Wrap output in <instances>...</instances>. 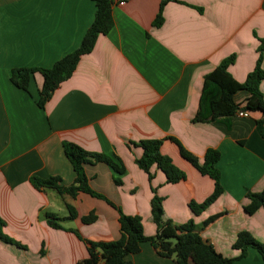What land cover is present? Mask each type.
Segmentation results:
<instances>
[{
	"label": "crops",
	"instance_id": "obj_1",
	"mask_svg": "<svg viewBox=\"0 0 264 264\" xmlns=\"http://www.w3.org/2000/svg\"><path fill=\"white\" fill-rule=\"evenodd\" d=\"M161 1L114 4L112 29L98 37L72 76L40 107L42 75L22 74L14 83L12 69L48 68L75 50L94 20L95 2L0 0V217L3 232L24 246L0 239V264H78L88 257L89 246L69 229L95 241L120 237L119 212L104 199L79 192L76 197L61 195V203L51 192L55 189L32 184V176H60L66 186L74 182L76 172L64 141L123 163V174L106 163L87 164L89 183L126 214L140 215L146 235L159 232L174 240L176 231L166 221L194 219L202 224L216 217L200 234L224 256L240 255L233 244L242 230L264 241V207L254 208L247 197L248 191L264 193L262 113L193 121L205 75L231 55L235 60L228 70L234 79L244 82L253 71L258 38H264V0H171L164 6L163 24L155 26ZM260 87L264 94V80ZM235 100L243 106L254 96L240 90ZM169 137L201 161L209 148L221 153L218 168L224 192L199 215L189 203L203 202L213 192L214 180L187 161ZM149 138L164 139L162 152L186 172V179L168 183L164 172L153 166L150 183L136 162L143 149L130 143ZM152 186L163 198L159 230L151 213ZM67 204L77 216L61 221L65 229L51 227L45 213L66 218ZM91 211L96 220L84 223L82 217ZM127 259L132 264H174L149 241ZM234 264L264 260L249 248Z\"/></svg>",
	"mask_w": 264,
	"mask_h": 264
},
{
	"label": "trees",
	"instance_id": "obj_2",
	"mask_svg": "<svg viewBox=\"0 0 264 264\" xmlns=\"http://www.w3.org/2000/svg\"><path fill=\"white\" fill-rule=\"evenodd\" d=\"M96 5V13L92 24L87 29L80 45L73 51L58 59L51 67H21L14 68L11 72V80L14 83L20 82L22 74L34 75L40 73L43 83L39 90L38 104L44 107L46 102L52 97L61 83L72 76L83 55L90 53L100 35L107 34L114 26L113 6L114 0H93ZM171 0H162L159 12L154 20L155 26H160L164 22L163 9L166 3ZM258 58L252 72H250L244 82H239L232 77L228 67L235 60V55H231L222 61L213 71L205 75L202 91L199 100V108L193 118L194 122H207L228 120L237 115L238 111H259L262 117L260 124H264V94L261 90V82L264 80V38L259 37ZM27 89V84L23 85ZM247 90L254 96L252 103L240 106L235 100L236 92ZM264 134V128L262 129ZM176 142L180 148L181 155L189 161L202 174L209 175L215 183L213 192L203 201L189 203L195 215H199L206 210L224 192L221 182V171L218 168L221 153L218 149L209 148L201 161L195 154L187 150L178 139L169 137ZM164 139L149 138L141 139L138 142H130L131 145L140 146L143 154L136 159L137 164L149 177L150 183L154 179L153 166L160 169L166 175L168 183H177L186 179V172L178 167L173 159L164 154L161 150ZM64 151L76 172V177L71 185H63L60 176H49L41 178L32 176V184L38 188L55 189L60 195L68 194L76 197L79 192H85L91 196L104 199L114 206L119 212L120 237L111 241H95L84 239L76 229H69L88 243V257L80 260L78 264H132L127 256L140 252L143 242L149 241L160 256L171 258L174 264H234L237 258L245 257L249 248L256 249L264 260V241H258L249 231L242 230L238 233L233 247L241 251L237 258H230L218 252L215 247L204 240L200 230L216 217H211L202 224H196L194 219L181 224H175L171 220L166 221L176 231L174 240H170L157 232L148 236L144 231L143 219L140 215L126 214L121 206L111 201L105 194L96 191L90 186L89 178L85 166L99 162L108 164L116 173L123 174L125 166L104 153L91 152L80 145L70 142H63ZM118 160L119 158L116 157ZM120 161V160H119ZM117 180V178L115 179ZM154 195L151 200V213L157 230L163 225V198L156 193V188L152 186ZM247 197L256 207H264V193L248 191ZM69 216L66 218L50 212L45 213L48 224L53 228L65 229L61 224L64 219H74L77 216L75 208L67 204ZM95 211L82 217L84 223H92L96 220ZM5 221L0 217V239L5 242L24 247L21 243L9 237L3 232Z\"/></svg>",
	"mask_w": 264,
	"mask_h": 264
},
{
	"label": "built area",
	"instance_id": "obj_3",
	"mask_svg": "<svg viewBox=\"0 0 264 264\" xmlns=\"http://www.w3.org/2000/svg\"><path fill=\"white\" fill-rule=\"evenodd\" d=\"M126 2V0H114L115 5H123ZM237 115L243 116V117H248L249 112L247 111H238Z\"/></svg>",
	"mask_w": 264,
	"mask_h": 264
},
{
	"label": "rangeland",
	"instance_id": "obj_4",
	"mask_svg": "<svg viewBox=\"0 0 264 264\" xmlns=\"http://www.w3.org/2000/svg\"><path fill=\"white\" fill-rule=\"evenodd\" d=\"M51 192H52V194H54L55 196H57V197L59 198V199H58L59 202L62 203V199H61L62 197H61V195H60L57 191H56V192H57V193H56L54 190H51Z\"/></svg>",
	"mask_w": 264,
	"mask_h": 264
}]
</instances>
